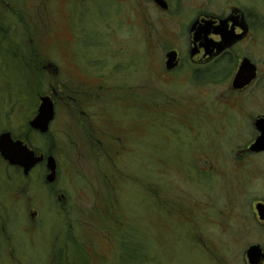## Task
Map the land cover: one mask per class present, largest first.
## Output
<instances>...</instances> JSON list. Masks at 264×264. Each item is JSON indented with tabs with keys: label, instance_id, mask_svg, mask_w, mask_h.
<instances>
[{
	"label": "rangeland",
	"instance_id": "1",
	"mask_svg": "<svg viewBox=\"0 0 264 264\" xmlns=\"http://www.w3.org/2000/svg\"><path fill=\"white\" fill-rule=\"evenodd\" d=\"M168 1L164 12L151 0H0L7 31L0 33V133L21 134L39 97L54 93L57 101L47 138H32L35 148L52 150L56 189L70 206V228L53 231L64 234L57 241L64 260L55 264H221L224 249L233 258L247 245L223 243L244 213L225 212L222 233V211L264 200V157L237 160L253 133L232 102L225 116V89L239 58L264 61V0ZM198 9L255 14L249 21L260 43L234 46L194 87L187 65L174 76L161 71L169 50L182 49L185 59ZM77 66L82 77L73 79L83 87L73 83L71 110L83 114L69 130L63 87ZM205 84L213 85L195 95ZM250 93L263 95L264 80ZM243 105L264 110L263 103ZM42 175L34 174L36 190L44 188ZM12 188L6 178L0 192ZM26 251L33 254L23 264H47L42 246Z\"/></svg>",
	"mask_w": 264,
	"mask_h": 264
},
{
	"label": "flooded vegetation",
	"instance_id": "2",
	"mask_svg": "<svg viewBox=\"0 0 264 264\" xmlns=\"http://www.w3.org/2000/svg\"><path fill=\"white\" fill-rule=\"evenodd\" d=\"M155 5L154 1L151 0ZM167 4L169 9V1L162 0ZM183 1V0H182ZM1 4V3H0ZM156 6V5H155ZM159 8V7H157ZM160 9V8H159ZM161 10V9H160ZM202 9H198L196 12L192 22L190 23L188 33V43L186 47V54L185 59L183 60L181 54L183 53L182 49H171L166 52L165 56L169 52H175L177 55V63L176 66L170 71L166 69L165 62L166 57H164V73L161 71L162 74L168 76H174L178 70L182 68V66L187 65L189 66V74L192 75V82L194 87L196 85L197 78L200 72L209 73L210 70L217 67V64H225V56L230 53V50L239 44H252L251 47H256L260 42V37L258 33L253 32L252 25L250 23V17H253L255 14L250 15L246 14L242 11H233L230 14L222 13H212V12H204L199 11ZM166 12V11H164ZM228 22L224 25V33H230L233 37H235V41L232 45L228 47H224L221 51H218V44L222 42L221 36L215 33L217 27L220 25L219 21ZM211 21V26L207 33L201 34L199 38H195L196 32L200 27L204 26V22ZM193 24H196V28L193 32L190 31V28ZM7 32L5 29L0 28V33ZM232 57V56H231ZM248 59L256 69V77L255 79L243 89L234 90L232 88V81L233 78L242 62V60ZM230 60V58H228ZM235 72L232 73L231 79H229L228 83L226 84L225 93H228L229 103L225 109V116L228 117L227 111L230 109L232 102V109L239 111L241 115L245 116L250 122V127L252 128L253 136L248 141L243 144L237 152V160L238 161H247V160H255L264 157V151L262 152H252L250 150L251 145L255 142L256 138L259 135V132L255 128V122L257 119H264V110H260L263 113L255 114V111L248 112L250 107L245 109V101H250L252 106L256 108L260 104H264V94H256L250 93L251 90L257 89L260 86V83L264 80V61L262 63H255L250 57L242 56L238 59V63H236ZM222 66V65H221ZM218 66V67H221ZM48 67V66H47ZM73 69V68H72ZM81 69L79 67H75L74 70L69 69L66 73V79L64 82V93L66 95V106H67V114L65 116V126L72 130L74 122L76 120L80 121V116L82 115V111L77 109L72 111L71 102H74L72 97H70L71 87L73 83L77 84L78 89L83 87V83L73 79L74 77L81 76ZM100 76L94 75L90 80L94 82V87L96 91H100L103 89V86L99 82ZM99 82V83H97ZM97 84L99 86H97ZM210 85L213 84H205L201 85L203 88H197L195 95L201 96L203 95L198 90L207 89ZM76 87V88H77ZM206 94V93H205ZM44 97V96H41ZM38 99V104L34 108H29V114L26 116V121L24 122L23 128L24 131L21 134L17 135L11 133L9 131L4 130L2 133H10L11 139L13 142H21L27 149L33 153L35 158L42 157V160L32 167L25 171V168L21 165H11L9 162L2 159L0 156V163L2 164V173L0 174V188L4 189L6 178L13 182V188L10 191V194L6 191L4 193L0 192V264H23V262L29 260L33 254H29L26 251L28 248L30 251L37 249L42 246L45 250V256L47 257V264H55L57 261L64 260L62 259L64 256V252H62L61 245H58L57 241H59L64 234L57 233L56 238L55 235L53 237V231H55L56 226H60V231L62 229H68L71 226V222L69 221V205L66 204L67 197L63 193L60 194L56 189L57 184V177L59 173V166L57 160L54 158L51 149L48 150H39L34 147L32 143L33 137H44L50 133L51 125L55 122L57 118V101L55 99V94L51 93L48 97L51 99L54 107V119L50 123L48 131L46 133H40L39 131L33 129L30 126V122L36 117L38 107L40 104V98ZM79 99V98H77ZM76 104V103H75ZM28 117V118H27ZM25 120V119H24ZM62 125H64V121H62ZM250 128V129H251ZM98 130H94V137L97 135L96 140L100 138L102 142V137L98 134ZM103 143V142H102ZM113 152V151H112ZM53 157L55 164H56V172H55V179L52 183L47 182V176L49 175V170L47 168L48 165V158ZM40 169L43 171V175L39 177L37 183L44 187L43 190H36L33 187L36 186L35 181V172ZM38 179V178H37ZM27 183V184H26ZM41 192L42 197L38 200L37 193ZM40 195V193H38ZM50 202V204H46V200ZM36 198L38 201H36ZM258 205H262V210H264V200H259L256 203H251L249 206H228L227 211H225V206L223 208V232H225V212H234L230 211L231 209L237 210L239 212L244 213V220L241 221L239 228L236 227V234L230 237H223V243L230 242L234 240L236 243L247 244L240 253V255L235 257L226 256L225 257V249L222 256V263L221 264H264V214L261 216L258 214L257 207ZM246 208V209H245ZM53 215H56L58 218L61 219L60 223H53L50 219L53 220ZM63 233V232H62ZM66 236L68 233H66ZM237 234L239 236H237ZM68 237V236H67ZM56 240V241H55ZM227 240V241H225ZM251 247H258V256L252 261L248 257V250Z\"/></svg>",
	"mask_w": 264,
	"mask_h": 264
},
{
	"label": "water",
	"instance_id": "3",
	"mask_svg": "<svg viewBox=\"0 0 264 264\" xmlns=\"http://www.w3.org/2000/svg\"><path fill=\"white\" fill-rule=\"evenodd\" d=\"M155 5L159 7L162 11H167L168 6L162 0H155ZM229 20V19H228ZM219 21L220 25L217 27L215 31L216 34L222 38V42L218 44V51H221L224 47H228L233 44L235 41V37H233L230 33H224L225 24L228 22ZM211 21L204 22V26L200 27L196 32L195 38H199L201 34L206 35L205 33L208 32L209 27L212 23ZM196 24H193L190 28V31L193 32L196 28ZM165 66L168 71L172 70L177 63V55L175 52L167 53ZM256 77V69L254 65L248 60H242L234 78L232 81V88L234 90L243 89L245 86L249 85ZM54 119V107L51 99L48 96H44L40 98V104L38 107L36 117L30 122V126L39 131L40 133H46L48 131L50 123ZM255 128L259 132L258 137L256 138L255 142L251 145L250 150L252 152H262L264 151V119H257L255 122ZM0 156L3 160L9 162L11 165H21L25 168V171H28L30 167L34 164L40 162L42 157L35 158L33 153H31L26 146H24L21 142H13L11 139L10 133H2L0 134ZM47 168L49 170V175L47 176V182L52 183L55 179V172H56V164L53 157L48 158V165ZM262 206V205H260ZM258 205L257 211L258 214L261 216L264 214V210L262 207ZM258 247H251L248 252V257L252 261V259L258 256Z\"/></svg>",
	"mask_w": 264,
	"mask_h": 264
}]
</instances>
